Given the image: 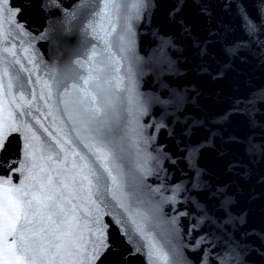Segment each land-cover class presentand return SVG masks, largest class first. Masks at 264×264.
Returning a JSON list of instances; mask_svg holds the SVG:
<instances>
[{"label": "snow or ice", "instance_id": "obj_1", "mask_svg": "<svg viewBox=\"0 0 264 264\" xmlns=\"http://www.w3.org/2000/svg\"><path fill=\"white\" fill-rule=\"evenodd\" d=\"M21 7L27 11L23 0ZM121 7L113 0L117 12ZM160 7L163 19L155 23L151 13ZM142 9L153 25L151 91L138 90L144 73L126 29L129 38L118 34L115 41L127 53L124 89L112 87L113 58L101 52L81 78L87 87L73 83L59 94L55 110L63 119L48 117L55 134L43 128V138L37 136L19 118L28 109L0 123L3 264H128L126 253L149 247L146 232L164 238L171 264H264V84L252 83L264 78V0H141L138 16ZM20 75H12L9 90ZM118 103L131 106L124 113L136 120L144 143L156 145V166L139 176L129 168L124 129L114 116ZM161 132L163 139L154 140L151 133ZM149 177L156 186H147L145 201ZM116 191L143 223L131 234L110 235L93 217L102 239L90 252L81 233L85 203L121 209L135 225Z\"/></svg>", "mask_w": 264, "mask_h": 264}]
</instances>
